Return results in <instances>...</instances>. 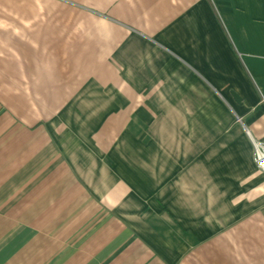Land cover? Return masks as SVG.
<instances>
[{
	"label": "crops",
	"instance_id": "crops-1",
	"mask_svg": "<svg viewBox=\"0 0 264 264\" xmlns=\"http://www.w3.org/2000/svg\"><path fill=\"white\" fill-rule=\"evenodd\" d=\"M245 130L264 0H0V264H264Z\"/></svg>",
	"mask_w": 264,
	"mask_h": 264
},
{
	"label": "built area",
	"instance_id": "built-area-1",
	"mask_svg": "<svg viewBox=\"0 0 264 264\" xmlns=\"http://www.w3.org/2000/svg\"><path fill=\"white\" fill-rule=\"evenodd\" d=\"M236 122L242 123L241 117H236ZM246 135L252 146L255 165L260 172L264 173V142L255 140L248 131H246Z\"/></svg>",
	"mask_w": 264,
	"mask_h": 264
},
{
	"label": "rangeland",
	"instance_id": "rangeland-1",
	"mask_svg": "<svg viewBox=\"0 0 264 264\" xmlns=\"http://www.w3.org/2000/svg\"><path fill=\"white\" fill-rule=\"evenodd\" d=\"M235 122H236V118H235ZM241 122H242V118H241ZM237 123V122H236ZM246 131L248 130H245V134H246ZM249 132V131H248ZM250 133V132H249ZM247 136V135H246ZM249 139V138H248ZM250 141V140H249ZM253 152V151H252Z\"/></svg>",
	"mask_w": 264,
	"mask_h": 264
}]
</instances>
